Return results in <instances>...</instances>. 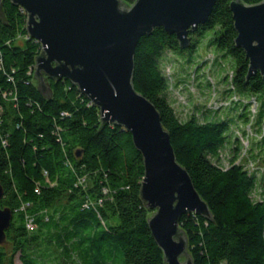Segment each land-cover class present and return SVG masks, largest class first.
<instances>
[{"label":"trees","instance_id":"obj_1","mask_svg":"<svg viewBox=\"0 0 264 264\" xmlns=\"http://www.w3.org/2000/svg\"><path fill=\"white\" fill-rule=\"evenodd\" d=\"M231 1L216 2L208 20L190 30L188 47L156 27L141 37L134 59L135 89L156 106L177 160L217 223L183 214L179 224L194 264H264V156L253 149L249 170L237 163L244 157L241 131L232 141L230 120L215 118L227 107L236 109L255 132V147H264V79L258 71L245 81L249 59L235 44ZM2 9L10 26L0 18V204L13 218L0 245V264H15L17 255L23 264H166L147 219L155 210L139 195L145 164L132 133L113 123L95 133L98 106L66 78L46 75L53 94L46 100L32 81L42 45L29 35L28 16L11 0H3ZM209 30V44L235 61L221 99L229 104L201 107L199 114L182 119L168 93L177 84L181 90L204 84V75L212 83V77L198 66L188 80L183 76L173 83L162 61L168 51L193 57ZM252 99L259 104L255 114ZM243 133L247 139L246 129ZM225 148L229 167L221 163Z\"/></svg>","mask_w":264,"mask_h":264},{"label":"water","instance_id":"obj_2","mask_svg":"<svg viewBox=\"0 0 264 264\" xmlns=\"http://www.w3.org/2000/svg\"><path fill=\"white\" fill-rule=\"evenodd\" d=\"M2 1L0 18L10 26ZM217 1L11 0L25 9L29 35L42 45L34 58L32 81L44 98L53 97L47 77L66 78L98 106L100 125L95 133L106 123L132 133L145 164L139 195L146 208L155 210L147 219L166 264H194L187 233L179 224L183 214L196 213L217 223L177 160L156 106L135 89V53L141 37L153 34L156 27L176 34L180 46L188 47L190 30L208 20ZM230 7L238 33L235 44L249 59L245 81L258 71L264 79V0H232ZM3 196L0 180V201ZM12 218L11 209L0 204V245L6 242Z\"/></svg>","mask_w":264,"mask_h":264},{"label":"rangeland","instance_id":"obj_3","mask_svg":"<svg viewBox=\"0 0 264 264\" xmlns=\"http://www.w3.org/2000/svg\"><path fill=\"white\" fill-rule=\"evenodd\" d=\"M212 34L213 30L207 31L205 38L201 40L193 57L187 53L180 54L173 51H168L164 55L162 67L165 73L172 77L173 83L183 78V76L188 80L190 72H196L198 66L200 68L203 67L204 69L202 70H205L208 76L212 77V83L207 79V75H204V78L202 77L204 84H202V82H197L195 86H192L190 89L183 90H181L177 84L174 86V91L168 93L172 105L182 119H187L193 114H199V109H201V107L213 110L215 106L221 107L222 105L229 104V102H225L221 99L223 98L222 92L228 84L227 79L224 80V78H226L227 75H232V70L235 69V61L231 55L222 56L224 53L223 51L209 44ZM191 58L192 60L190 61ZM216 62H219V64L217 63V66L213 65ZM249 103L251 104V111L254 112L255 108L253 107V102ZM238 115L239 112L236 109L227 107L225 110L217 113V117L215 118L219 120H230V128L227 131V135H229V138L232 141L237 137L236 132L238 130L241 131L240 138L243 139L241 154L244 157L238 159L237 163H245L244 165L249 170L251 164H254L248 162L251 157L250 155L253 154V149H255V153H260L264 156V147H255V132H253L251 125L249 126L244 120H241ZM200 118H203L202 115ZM245 129L248 132V135L246 136L247 139H245L243 133V130ZM232 144L233 143L229 141L227 143L228 148H231ZM245 147L247 148L246 152ZM228 148L223 149L221 152L223 153V157H226L225 159L222 158L221 162L225 167L231 165V157L228 158L230 152ZM256 156H259V154H256ZM261 162L263 161L261 160ZM256 198H258V196H256ZM15 264H23L19 255L16 257Z\"/></svg>","mask_w":264,"mask_h":264},{"label":"built area","instance_id":"obj_4","mask_svg":"<svg viewBox=\"0 0 264 264\" xmlns=\"http://www.w3.org/2000/svg\"><path fill=\"white\" fill-rule=\"evenodd\" d=\"M22 10L23 11H25V9L22 7ZM237 97L236 96H234V98L233 99H236ZM250 102H253V107L255 108V111L253 112V114H255L256 112H257V109H258V102H257V100H255V99H252ZM215 108H218V107H216L215 106ZM32 225H33V219H30L29 220V227H32Z\"/></svg>","mask_w":264,"mask_h":264}]
</instances>
